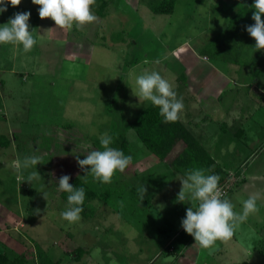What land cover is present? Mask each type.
<instances>
[{"label":"rangeland","instance_id":"rangeland-1","mask_svg":"<svg viewBox=\"0 0 264 264\" xmlns=\"http://www.w3.org/2000/svg\"><path fill=\"white\" fill-rule=\"evenodd\" d=\"M102 1L93 6L96 16ZM104 1L103 18L72 31L41 19L32 0L9 5L0 15L4 24L16 12L30 11L29 30L37 38L27 53L0 46V135L11 140L0 148V253L25 264H264V177L244 187L245 177L233 175L242 165L244 173L255 167L264 172V140L243 163L248 150L235 139L221 160L234 210L241 212L243 200L260 193L259 212L238 224L232 240L202 249L181 227L195 204L179 200L184 178L165 164L170 187L153 185L144 174L146 155H152L128 128L151 104L136 97V76L157 70L176 91L182 88L177 77L206 55L200 45L220 34L246 0H176L170 15L150 10V1L161 0ZM103 133L113 141L125 134L130 142L124 191L106 194L117 183L94 185L99 197L89 200L79 222L69 223L61 216L67 204L59 179L87 178L77 157L100 148ZM31 156L39 158L36 169L24 166ZM181 233L190 241L178 254L171 243Z\"/></svg>","mask_w":264,"mask_h":264},{"label":"clouds","instance_id":"clouds-1","mask_svg":"<svg viewBox=\"0 0 264 264\" xmlns=\"http://www.w3.org/2000/svg\"><path fill=\"white\" fill-rule=\"evenodd\" d=\"M20 3L21 0H0V15L8 10L9 5L15 7ZM32 3L39 6L41 19L50 18L56 28L65 31L81 29L97 20L93 11L96 0H32ZM253 6L254 24L247 26L246 31L256 42L254 49L259 50L264 49V0H254ZM30 16V11L16 12L7 23L0 24V46L12 45L25 53L32 51L37 45V38L29 30ZM135 84L136 97L157 107L165 122H176L181 118L185 105L183 98L178 97L171 79L165 78L157 70H145L136 76ZM112 144L113 138L103 133L100 136V148L90 151L83 159L77 157L79 166L101 183H111L113 177L123 173L133 159ZM37 164L38 157L25 158L24 166H35L36 169ZM69 181L70 176L64 175L58 182L59 189L68 194V203L61 216L69 223H76L82 219L86 190L83 186H73ZM219 181V175L207 174L203 169L189 171L182 180L179 200L195 204L187 208L181 227L202 249L212 248L217 241L226 243L232 240L238 224L250 214L259 212L260 193L244 199L242 211L237 212L231 201L225 198ZM144 191L142 189V196Z\"/></svg>","mask_w":264,"mask_h":264},{"label":"crops","instance_id":"crops-1","mask_svg":"<svg viewBox=\"0 0 264 264\" xmlns=\"http://www.w3.org/2000/svg\"><path fill=\"white\" fill-rule=\"evenodd\" d=\"M209 41L200 45L201 51ZM261 62V68L250 69L204 56L202 63L192 61L193 68L176 79L183 80L184 84L177 92H184L178 93V97H182L187 105L179 120L224 170L227 166L221 161L224 160L223 149L231 148L237 142L235 139H242L248 150L244 152L247 155L240 158L244 162L264 140V49H261ZM179 152L178 149L170 154L166 162L146 153L149 161L145 163L148 167L144 169V174L153 178V185L164 189L169 186L171 179L163 176L167 174L163 167L168 164L173 169L170 162ZM243 176V186L246 187L249 182L264 177V172L255 167L252 172L245 171Z\"/></svg>","mask_w":264,"mask_h":264},{"label":"trees","instance_id":"trees-1","mask_svg":"<svg viewBox=\"0 0 264 264\" xmlns=\"http://www.w3.org/2000/svg\"><path fill=\"white\" fill-rule=\"evenodd\" d=\"M175 2L176 0L150 1L148 6L154 14L170 15L174 11ZM253 5L254 0H246L239 7L231 16L224 30L207 43L203 49L206 53L205 56L214 61L231 63L244 68L258 69L262 67L261 49H254L256 42L246 31L247 26L254 24L252 16L255 9ZM105 7L106 1L103 0L99 10L96 11L98 17L103 18L105 16ZM262 20H264V16H262ZM128 128L135 132L143 147L161 162H166L169 155L179 149V154L171 160L170 166L183 177H186L187 173L193 169H203L207 174L219 175V186H224L227 182L229 174L209 155L192 132L180 120L176 122H165L163 117L160 116L157 107L150 104L129 123ZM86 140L88 143H92V145L97 147V141L92 142L89 138H86ZM10 144L11 140L9 138L0 135V148H8ZM112 146L122 149L126 155H131L133 158L130 143L125 134H119L114 139ZM240 168V172L236 171L233 173L235 177L243 176V165ZM122 180L121 173H117L112 179V183H117V186L112 184L110 187L107 185L111 183H105L108 187L106 188L108 192L106 194L114 191H122L123 193L124 190L120 187L121 184L124 186V183L121 182ZM69 183L75 187L83 186L85 188L86 198L83 205L84 211L89 200L99 197V192L94 185L104 184L98 182L89 174L87 178L82 176L75 177ZM110 189L114 191H110ZM67 195L63 191L60 194L61 199L66 204L68 203ZM189 241L188 235L181 233L177 239L172 241L171 245L180 254L185 250ZM75 253L81 256L83 250L77 249ZM0 264H25V261L22 257L10 259L7 254L0 253Z\"/></svg>","mask_w":264,"mask_h":264},{"label":"built area","instance_id":"built-area-1","mask_svg":"<svg viewBox=\"0 0 264 264\" xmlns=\"http://www.w3.org/2000/svg\"><path fill=\"white\" fill-rule=\"evenodd\" d=\"M220 187H221L222 192L224 193L225 198H226V196L228 194V190H229L228 186L227 185H224V186H220Z\"/></svg>","mask_w":264,"mask_h":264}]
</instances>
